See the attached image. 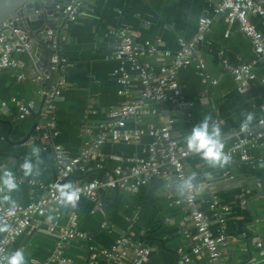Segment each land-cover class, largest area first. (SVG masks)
<instances>
[{
	"label": "crops",
	"instance_id": "0c3cea01",
	"mask_svg": "<svg viewBox=\"0 0 264 264\" xmlns=\"http://www.w3.org/2000/svg\"><path fill=\"white\" fill-rule=\"evenodd\" d=\"M215 1L85 0L73 22L63 29L55 24L57 33L63 36L59 53L67 59L68 66L63 71L64 81L58 86L59 95L51 112L54 134L44 145L39 132H30L33 117L29 114L18 119L16 107L9 101L10 97L23 102L31 100L36 111L41 105L39 90L45 89L47 81L35 83L31 79V69L36 67V42L31 38L29 53L12 55L23 63L24 79L15 78V69L0 71V102L6 101L4 106H0V152L14 155L0 156V173L7 168L16 176L28 178L19 166L30 154L31 147L36 145L42 149L44 163L38 173L29 177L43 184L52 182L55 169L50 144H59L66 152L74 154L91 136L85 134V128L95 133L99 124L108 121V111L124 100L116 94L118 85L110 76L111 69L116 65L112 54L118 42V28L133 32L136 40L147 39L155 43L156 54L149 60L156 68L159 63L170 61V55L177 48V37L189 38L193 35L200 16L209 17L210 24L193 57L203 61L209 79L216 82H201L191 63L180 68L176 74L180 96L174 100H159L153 106L172 116L170 127L177 134L179 144L185 148L186 135L203 121L204 116L209 115L212 120H218L215 123L220 125L225 135V145L234 141L245 113H253L254 120L264 116V83L253 80L243 87L238 86L222 67L221 60L231 64L250 63L257 76L264 73V66L254 59L248 38L236 26H231L225 34L222 16L212 12ZM249 20L264 39V22L256 16H250ZM45 50L48 53L46 47ZM163 50L169 51V56H163ZM45 66L46 62H43L41 68H36L43 70ZM56 77L54 74L50 85ZM130 90L136 95L140 85L133 83ZM145 104L152 105L149 102ZM155 120L154 114L145 113L136 124L128 119L125 126L145 128ZM7 122L10 130L6 137L10 141H18L29 134L28 138L16 145L5 143L3 137L7 133ZM148 141L146 135L129 142L108 140L101 146L102 159L91 157L86 161L84 171L74 170L70 180L80 183L106 177L116 166L126 169L128 163L124 158L145 155ZM246 152L248 159L232 158V162L224 168L210 167L198 154L192 153L184 159V165L196 175L193 183L202 211L209 215L207 202L211 198H217L227 206L221 224L210 217L211 233H221L227 238L223 249L226 261L230 264H264V168L258 166L264 160V148L247 147ZM13 161H17L16 170ZM17 184L18 190L11 193L16 204H25L43 194L38 185H28L25 181ZM98 194L102 200L99 210H92V203L84 198L77 202L75 208L78 229L88 233L94 245L106 247L117 236L123 235L151 249L142 264H181L176 254L178 247L189 257V264H206L205 255H192L189 242L182 236L183 230L192 232L193 228L188 223L184 206L173 202L178 195L173 184L166 187L161 178L152 176L133 192L118 190L114 195L111 189H99ZM59 211V216L52 220L56 227L66 223L69 208L63 205ZM48 216L32 217L29 226L9 245L8 255L23 250L27 264L49 258L59 235L57 228L48 231ZM257 242L259 245H256ZM62 254L76 264H86L84 241L64 242ZM98 262L104 264V259L99 257ZM108 264H116V261L109 260Z\"/></svg>",
	"mask_w": 264,
	"mask_h": 264
},
{
	"label": "built area",
	"instance_id": "2783aa9c",
	"mask_svg": "<svg viewBox=\"0 0 264 264\" xmlns=\"http://www.w3.org/2000/svg\"><path fill=\"white\" fill-rule=\"evenodd\" d=\"M84 1L67 0L62 5H53L54 19L60 15L59 28H65L68 23L76 19ZM212 12L222 16L225 23V34L234 25L248 38L254 59L264 66V39L249 20L250 16H256L264 22V0H216ZM209 24V17H198L193 35L189 38L177 37V48L170 55V61L159 63L156 68L149 60L156 54L155 43L147 39L136 40V35L127 29L118 28L116 30L118 42L112 54L116 65L111 69L110 76L118 85L116 94L124 100L108 111V121L99 124L95 133L85 128V134L91 136L82 143L76 153L69 154L61 145L50 144L55 169V178L52 182L43 184L36 178H23L15 175L17 183L25 181L28 185H38L43 190V194L25 204H16L15 207L8 203H0V224L8 226L7 231L0 232V264H7L9 245L29 226L32 217L52 215L57 218L59 216V210L63 204L59 198L58 185L72 183L80 190L77 202L82 198L87 199L92 203V210H99L102 207V200L98 194L99 189H117L130 193L145 183L147 178L155 176L161 178L166 187L173 184L178 191L182 181L195 174L193 170L184 165V159L189 153L187 148L179 144L177 134L170 127L173 122L172 116L158 111L153 103L162 99L174 100L180 96L176 74L180 68L191 63L197 70L201 82L210 84L216 82L214 79H209L204 70L203 61L193 57V52L202 40ZM28 32V29L21 32L19 27L11 24V21L0 23V71L15 69L17 80L24 79L23 63L14 59L12 55L31 51L32 43L28 39ZM46 37L49 42L46 46L47 66L43 70L36 67L31 69V79L35 83L49 80L48 88L39 90L41 105L37 109L38 116L33 127L34 132H39L42 145L48 141L50 135L54 134L51 112L54 109V101L59 95L58 86L64 81L63 71L68 66L67 59L59 53L58 48L63 36L57 33L56 28L48 27ZM161 54L169 56L170 53L163 50ZM221 64L240 87L253 80L264 83V73L257 76L250 63L231 64L222 59ZM44 71L47 72L44 73ZM48 72L51 73V78ZM54 74L57 75L56 81L50 85ZM133 83L140 85V90L136 95H133L130 90ZM9 101L15 105L18 119L36 111L31 100L23 102L10 97ZM145 102L152 105H147ZM5 104L6 101L0 102L1 107ZM145 113L154 114L155 122L145 128L125 126L128 119L136 124L139 117ZM213 121L218 122L216 119ZM142 135L149 138L145 155L125 157L124 161L128 163L126 169L116 166L106 177L91 178L80 183H75L68 177L74 170L84 171V165L91 157L101 160L103 157L101 146L106 141L129 142ZM236 136V139L224 148V151L232 158L246 160L249 158L246 152L247 147L261 146L264 148V116L257 117L246 129L239 124ZM196 192V188L185 190L183 193L178 191L177 197L173 199L175 204L184 206L188 223L193 228L192 232L182 231V236L189 242L190 253L192 255L204 254L206 264H230L223 253L227 244L226 236L221 233L213 235L210 230V217L221 224L227 206L221 204L217 198H211L207 202L208 215L199 208ZM77 202L74 206H68L69 213L64 225L56 227L54 221L50 223L48 231L57 228L59 240L49 258L34 264H76L62 254V244L68 240L84 241L86 264H99V257L104 259V264H108L109 260H115L116 264H142L147 260L151 249L123 235L117 236L106 247L94 245L90 235L78 229V218L75 213ZM256 245H259V242ZM176 254L181 264L190 263L189 257L182 252L181 247L176 249Z\"/></svg>",
	"mask_w": 264,
	"mask_h": 264
},
{
	"label": "clouds",
	"instance_id": "9594fccd",
	"mask_svg": "<svg viewBox=\"0 0 264 264\" xmlns=\"http://www.w3.org/2000/svg\"><path fill=\"white\" fill-rule=\"evenodd\" d=\"M254 120L253 113H245V119L241 123L242 128H248ZM225 135L221 131L219 124L212 120V117L204 116L202 122L192 127L190 134L186 135L185 143L188 153L198 154L206 164L213 168H224L232 162V156L224 151ZM42 149L39 146L33 145L30 154L24 157L23 163L20 164V169L25 177L32 176L38 173L40 165L44 163L41 158ZM15 165V161H13ZM264 168V160L259 165ZM196 180V175L193 174L185 178L180 184L178 191L183 193L185 190H192L196 187L193 183ZM59 198L62 204L67 207L74 206L79 198L80 190L72 183H65L57 186ZM18 190L16 176L13 171L5 168L0 173V203H8L13 207L16 206V201L12 198L11 193ZM53 216L47 217V222L51 223ZM8 226L0 224V232L7 231ZM7 264H27L23 250H16L7 257Z\"/></svg>",
	"mask_w": 264,
	"mask_h": 264
},
{
	"label": "water",
	"instance_id": "95a60500",
	"mask_svg": "<svg viewBox=\"0 0 264 264\" xmlns=\"http://www.w3.org/2000/svg\"><path fill=\"white\" fill-rule=\"evenodd\" d=\"M67 0H0V23L11 21L13 26L20 28V31L28 29V39H33L36 42L35 53L36 57L35 66L41 68L43 62H48V53L45 47L49 44L46 37V29L48 27H54L60 21V15L54 19V13L52 7L54 4L62 5ZM37 11V12H36ZM34 23L38 25H34ZM45 66V67H46ZM47 71H44V73ZM51 78V73L48 72ZM49 86V80L45 85V89ZM30 115L33 117V122L31 125L30 132L33 130L34 124L37 119V111L31 112ZM8 125L7 133L3 137V140L7 144L16 145L18 143H23L29 136L26 135L18 141H10L6 135L10 130V124ZM0 156L14 157L12 153L0 152ZM17 161L15 163L16 170ZM53 179L55 178V172L53 174ZM71 178V176H68ZM117 189H113L114 195L117 193Z\"/></svg>",
	"mask_w": 264,
	"mask_h": 264
}]
</instances>
